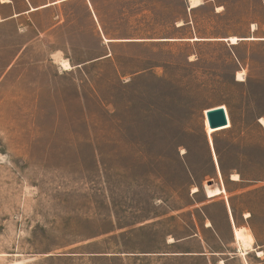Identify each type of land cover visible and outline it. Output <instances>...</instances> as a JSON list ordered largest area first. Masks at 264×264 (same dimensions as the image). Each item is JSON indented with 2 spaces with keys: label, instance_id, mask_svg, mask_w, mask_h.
<instances>
[{
  "label": "rangeland",
  "instance_id": "rangeland-1",
  "mask_svg": "<svg viewBox=\"0 0 264 264\" xmlns=\"http://www.w3.org/2000/svg\"><path fill=\"white\" fill-rule=\"evenodd\" d=\"M31 1L0 21V264L217 263L170 242L221 249L198 203L227 238L217 195L264 181V0Z\"/></svg>",
  "mask_w": 264,
  "mask_h": 264
},
{
  "label": "crops",
  "instance_id": "crops-1",
  "mask_svg": "<svg viewBox=\"0 0 264 264\" xmlns=\"http://www.w3.org/2000/svg\"><path fill=\"white\" fill-rule=\"evenodd\" d=\"M7 2L0 0V4L2 6ZM12 2L14 3L15 1L11 0V3ZM20 2L21 6H18L14 3V5H12V11L8 14H5L3 10H0V21L5 22L11 19H15V21L20 22L24 17H26V15H30V13H33L34 11H39L41 9L50 7L53 4L51 2L33 4L31 0H21ZM32 8H34L35 10H33ZM19 26L21 27L23 26V24H19ZM18 30L22 32L23 29L20 28ZM110 40L113 41V39L111 38L107 41L112 42ZM65 59L70 62L69 58L63 57V60ZM230 180L231 183L235 184L236 186L230 191L226 189L227 194H225L224 196H222L223 194L217 195L224 203L225 226L220 228L224 229V234L228 236L227 238L223 236V230L216 227L217 225L215 224L213 218L206 212V207L213 201L210 202L211 200H203L198 203L200 205L199 207H197L204 215L203 230L207 233H210L213 238H216L222 248L213 249L209 245V242L205 239L204 235L195 230L187 237L180 240H174L170 243L176 244L181 240L191 241L193 239H199L203 243V249L189 250L185 253L189 256H218V261L215 264H229L230 261L233 260H236L238 264H264V211L256 210L255 208L251 207H244L241 210H236L232 203L235 197H242L250 192H254L256 194L259 193V189L264 187V181H261L262 184L260 185H250L247 183L249 180L243 179L241 176L239 180H234L232 179V175L230 177ZM212 198L214 197H210L209 199ZM208 222H210V225L207 224ZM240 226L246 228L247 233L251 235L250 238L253 243L252 248L246 250L245 252H243L242 248L236 240L237 237L235 228H239ZM185 253L181 252L174 254L179 255Z\"/></svg>",
  "mask_w": 264,
  "mask_h": 264
},
{
  "label": "bare ground",
  "instance_id": "bare-ground-1",
  "mask_svg": "<svg viewBox=\"0 0 264 264\" xmlns=\"http://www.w3.org/2000/svg\"><path fill=\"white\" fill-rule=\"evenodd\" d=\"M2 1H6V0H2ZM201 4V2H200V0H194V1H192V3H191V8L192 7H196V6H198V5H200ZM32 9H34V8H32ZM248 39H255L254 37H250V38H248ZM239 40H241L240 38H238V37H236V36H231V37H229L228 38V41H230L232 44H237V43H239ZM62 63H63V65L67 68V69H69V68H71V64L69 63V61L68 60H62ZM61 63V64H62ZM238 78L240 79V80H244V77H243V74L242 73H239L238 74ZM220 108H222V107H220ZM225 108V107H224ZM207 111H208V109L205 111V126H206V130H207V132L209 133V134H211V133H213V132H215V131H218V130H223V129H226V128H229L230 126H231V121L228 119V123L226 124V126L225 125H223V127L222 126H219L220 128H217V127H211L210 126V124H209V121H208V118H207ZM228 118V117H227ZM216 128V129H215ZM220 174H221V172H220ZM232 179H234V180H239L240 179V176H239V174L238 173H234V174H232ZM199 189H198V187H195L194 188V192H197ZM208 225H210V222H208L207 223ZM236 229V237H237V241H238V243L240 244V246H241V248H242V250H243V252H245L246 250H248V249H250V248H252V241L249 239V234L247 233V230H246V228H243V227H239V228H235ZM245 254V253H244ZM221 264V263H220Z\"/></svg>",
  "mask_w": 264,
  "mask_h": 264
},
{
  "label": "water",
  "instance_id": "water-1",
  "mask_svg": "<svg viewBox=\"0 0 264 264\" xmlns=\"http://www.w3.org/2000/svg\"><path fill=\"white\" fill-rule=\"evenodd\" d=\"M112 41V40H110ZM222 105H217L210 108L207 112L209 123L211 127H219L228 123L227 111Z\"/></svg>",
  "mask_w": 264,
  "mask_h": 264
},
{
  "label": "trees",
  "instance_id": "trees-1",
  "mask_svg": "<svg viewBox=\"0 0 264 264\" xmlns=\"http://www.w3.org/2000/svg\"><path fill=\"white\" fill-rule=\"evenodd\" d=\"M102 30H103V28H102ZM105 35L106 36H109V34L108 33H105ZM234 124V120L232 119V125Z\"/></svg>",
  "mask_w": 264,
  "mask_h": 264
}]
</instances>
